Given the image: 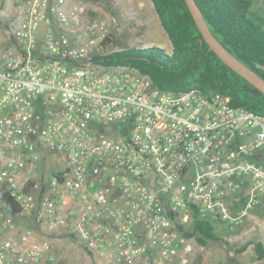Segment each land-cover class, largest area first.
<instances>
[{"label": "built area", "instance_id": "obj_1", "mask_svg": "<svg viewBox=\"0 0 264 264\" xmlns=\"http://www.w3.org/2000/svg\"><path fill=\"white\" fill-rule=\"evenodd\" d=\"M1 24L0 264L45 259L53 236L95 264H190L196 222L234 229L260 204L263 115L97 62L109 25L84 0H0ZM16 219L37 230L6 238Z\"/></svg>", "mask_w": 264, "mask_h": 264}, {"label": "trees", "instance_id": "obj_2", "mask_svg": "<svg viewBox=\"0 0 264 264\" xmlns=\"http://www.w3.org/2000/svg\"><path fill=\"white\" fill-rule=\"evenodd\" d=\"M195 1L213 35L264 79V30L249 17L252 0ZM150 2L171 44V53L157 46L115 50L118 46L116 38L109 35L103 42L106 54L95 56L94 60L105 66L135 68L148 75L160 89L185 92L197 88L204 93H220L230 98L233 107L264 116V95L209 49L186 1ZM12 209L17 213L15 204ZM216 226L198 221L193 234H187L206 245L208 241L220 240ZM252 245L256 260L264 264V244L257 241ZM246 248L244 246L239 252Z\"/></svg>", "mask_w": 264, "mask_h": 264}, {"label": "rangeland", "instance_id": "obj_3", "mask_svg": "<svg viewBox=\"0 0 264 264\" xmlns=\"http://www.w3.org/2000/svg\"><path fill=\"white\" fill-rule=\"evenodd\" d=\"M93 16H100L109 25V33L116 38L115 50L127 48H149L157 46L171 52L170 42L150 0H84ZM249 17L264 30V0H252ZM113 9L118 15L112 14ZM123 23V26L121 24ZM3 25H0L2 33ZM168 44V45H167ZM59 155H54L48 163L50 176L64 171ZM22 228H33L34 224H24ZM215 231L219 241H208L201 245L193 240L195 252L190 264H263L257 261L252 243H264V198L260 204L249 210L241 223L234 229L217 225ZM39 238L50 237L38 231ZM50 254L35 264H95L76 240L69 237H52ZM247 246L246 250H242Z\"/></svg>", "mask_w": 264, "mask_h": 264}, {"label": "water", "instance_id": "obj_4", "mask_svg": "<svg viewBox=\"0 0 264 264\" xmlns=\"http://www.w3.org/2000/svg\"><path fill=\"white\" fill-rule=\"evenodd\" d=\"M192 17L209 49L231 70L236 72L264 95V79L237 59L211 32L195 0H185Z\"/></svg>", "mask_w": 264, "mask_h": 264}, {"label": "crops", "instance_id": "obj_5", "mask_svg": "<svg viewBox=\"0 0 264 264\" xmlns=\"http://www.w3.org/2000/svg\"><path fill=\"white\" fill-rule=\"evenodd\" d=\"M112 14H114V15H118L117 14V10L115 9H113V11H112ZM121 26H123V23L121 24ZM168 45V44H167ZM170 48H171V44H170ZM171 53V52H170ZM27 223H29V224H34L33 223V221L32 220H30V219H16V222H15V229H13V230H11V231H9V232H7V233H5V237L6 238H10V237H16V236H18L23 230H25L26 228H22V226L24 225V224H27ZM35 225V224H34ZM262 242V241H261ZM263 243V242H262ZM264 244V243H263ZM256 257V256H255Z\"/></svg>", "mask_w": 264, "mask_h": 264}]
</instances>
